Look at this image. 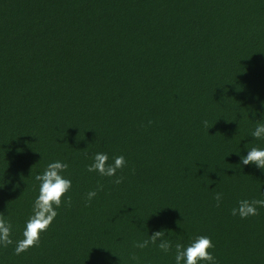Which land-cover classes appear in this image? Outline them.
<instances>
[{"label": "trees", "instance_id": "16d2710c", "mask_svg": "<svg viewBox=\"0 0 264 264\" xmlns=\"http://www.w3.org/2000/svg\"><path fill=\"white\" fill-rule=\"evenodd\" d=\"M0 264H264V0H0Z\"/></svg>", "mask_w": 264, "mask_h": 264}]
</instances>
